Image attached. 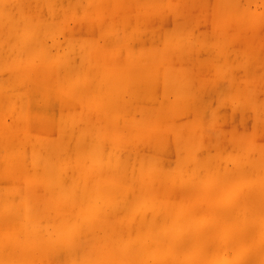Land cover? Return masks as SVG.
Masks as SVG:
<instances>
[{
    "label": "rangeland",
    "instance_id": "obj_1",
    "mask_svg": "<svg viewBox=\"0 0 264 264\" xmlns=\"http://www.w3.org/2000/svg\"><path fill=\"white\" fill-rule=\"evenodd\" d=\"M260 184L264 0H0V264H264Z\"/></svg>",
    "mask_w": 264,
    "mask_h": 264
},
{
    "label": "bare ground",
    "instance_id": "obj_2",
    "mask_svg": "<svg viewBox=\"0 0 264 264\" xmlns=\"http://www.w3.org/2000/svg\"><path fill=\"white\" fill-rule=\"evenodd\" d=\"M256 187H257L256 189L259 190V191L257 192V194H260V195L263 194V196H264V185H263V184H260V185H257ZM247 197H248V198H247L246 200H247V202H248L249 204L246 205L245 207L247 208L249 205H251V207H253V205H254V204H253V203H254V200H253L254 196H253V194H252V195L248 194ZM207 204H208V207H209L208 209H212V208L214 207L211 203L206 202L205 205H207ZM220 210H221V209H220ZM213 211H216V207L213 208ZM233 211H234V210L232 209V210L230 211V213L233 212ZM236 212H237L238 215H240V217H243L245 211H244L243 209L240 208L239 210H236ZM221 213H223L224 215H227L226 212H225L224 210L221 211ZM254 223H255V222H251V225H252L253 227H255ZM250 228H251V227L248 226V229H250ZM250 260H252V258H250V259H248V258H247V259H246V258H244V259H240V260H239V264H243V263H245V262H247V261H250Z\"/></svg>",
    "mask_w": 264,
    "mask_h": 264
}]
</instances>
